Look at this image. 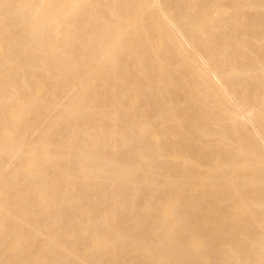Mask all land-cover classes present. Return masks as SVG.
Returning a JSON list of instances; mask_svg holds the SVG:
<instances>
[{
	"label": "bare ground",
	"instance_id": "6f19581e",
	"mask_svg": "<svg viewBox=\"0 0 264 264\" xmlns=\"http://www.w3.org/2000/svg\"><path fill=\"white\" fill-rule=\"evenodd\" d=\"M0 264H264V0H0Z\"/></svg>",
	"mask_w": 264,
	"mask_h": 264
}]
</instances>
